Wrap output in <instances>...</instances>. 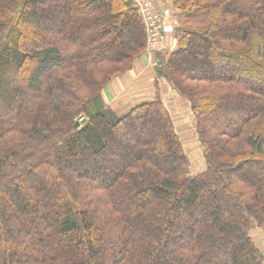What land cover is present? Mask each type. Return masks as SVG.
<instances>
[{
	"label": "trees",
	"instance_id": "16d2710c",
	"mask_svg": "<svg viewBox=\"0 0 264 264\" xmlns=\"http://www.w3.org/2000/svg\"><path fill=\"white\" fill-rule=\"evenodd\" d=\"M172 2L194 176L159 98L101 97L147 43L133 0H0V264H264V0Z\"/></svg>",
	"mask_w": 264,
	"mask_h": 264
},
{
	"label": "rangeland",
	"instance_id": "374dc122",
	"mask_svg": "<svg viewBox=\"0 0 264 264\" xmlns=\"http://www.w3.org/2000/svg\"><path fill=\"white\" fill-rule=\"evenodd\" d=\"M159 3V5H161L160 7H166L170 10V15L166 19L167 23L161 26L162 29H166V32L163 33L162 36H156L152 39L151 36L149 37L147 34V43L143 51L141 50V53L138 55V51H135L133 55L136 54L137 56L134 58L132 57L125 64L113 68L117 73H115L116 75L104 85L105 87L101 91V97L102 99L106 98L113 110L120 114L125 113L133 107L134 97L136 98L137 95L143 93V88L149 91L152 90L151 94L148 96L149 98L145 97L143 99L155 98L147 101H153L159 98L161 101L163 100L162 102L168 108L170 106L174 108L178 107L179 104L182 105L181 108L176 111L180 116L177 124L182 131L179 132L176 127V132L188 156L190 174L194 176L206 170V152L198 137L196 120L189 98L175 87L169 77L167 78L160 73V67H162L164 60L177 48L178 40L176 41V45L172 46L171 43L166 42V36L174 33L173 35H176L177 38L176 26H178L179 23L177 22L178 20L172 7V0H159ZM160 78L165 80L167 92L162 93L160 86H157L156 80ZM156 88L160 90L156 91ZM169 90L174 93L175 96L171 97L168 95ZM138 103L134 104V106L138 105ZM126 105H128V107ZM181 113H183L185 117H183ZM81 116L85 117L84 114H80L79 118ZM172 118L176 120V115L174 113H172ZM155 133L156 131L152 132V134ZM151 136L152 135H148V137ZM257 228L259 227L253 226L250 230V235L252 234V239H254V242L260 247L262 241L264 242V238Z\"/></svg>",
	"mask_w": 264,
	"mask_h": 264
},
{
	"label": "built area",
	"instance_id": "2783aa9c",
	"mask_svg": "<svg viewBox=\"0 0 264 264\" xmlns=\"http://www.w3.org/2000/svg\"><path fill=\"white\" fill-rule=\"evenodd\" d=\"M133 3L143 19L148 36H151V39L162 36L166 29H162L161 26L167 23L170 10L166 7H157L156 0H133Z\"/></svg>",
	"mask_w": 264,
	"mask_h": 264
},
{
	"label": "crops",
	"instance_id": "0c3cea01",
	"mask_svg": "<svg viewBox=\"0 0 264 264\" xmlns=\"http://www.w3.org/2000/svg\"><path fill=\"white\" fill-rule=\"evenodd\" d=\"M156 4H157V7H160L161 5H159L160 3H159V0L157 1L156 0ZM174 33H172V34H169V35H167L166 36V42L167 43H171V45L172 46H175L176 45V41H177V38H176V35H173ZM157 81V86H160V89H161V91H162V93H164V92H167V85H166V82H165V80H163L162 78H160L159 80H156ZM136 87V86H135ZM159 88L157 89L156 88V91L157 90H160ZM151 92H152V90H148V89H146V88H143V93H140V95H137V97L135 98L134 97V103H133V106H134V104H137L138 102L139 103H141V102H146L147 100H152V99H155V98H153V97H151L150 99H143V98H149L148 96H149V94H151ZM161 93V94H162ZM168 95H170L171 97H173V96H175V94L174 93H172L170 90H169V93H168ZM107 96H109V95H107ZM128 100H131V99H128ZM163 101V100H162ZM103 102H104V105H105V107H111L109 104H108V101H107V99L106 98H103ZM133 102V101H132ZM138 103V104H139ZM127 107H128V105H126ZM166 106V105H165ZM181 106L182 105H180L179 104V106L178 107H167L166 106V108H167V110L170 112V115H171V118H172V113H174L175 115H176V120L175 119H173L172 118V120H173V123H174V126H175V129H176V127H177V130L180 132V131H182L179 127H178V124H177V122H178V120H179V115L176 113V111H178L180 108H181ZM112 108V107H111ZM190 113H191V110H190ZM181 115L183 116V117H185V115L183 114V113H181ZM257 229H259V232H261V234L263 235V238H264V232H263V230L262 229H260V228H257ZM251 237H252V234H251ZM253 238V237H252ZM253 241H255L254 239H253ZM255 243V245L261 250V251H264V242L262 241V245L259 247L257 244H256V242H254ZM261 244V243H260Z\"/></svg>",
	"mask_w": 264,
	"mask_h": 264
},
{
	"label": "water",
	"instance_id": "95a60500",
	"mask_svg": "<svg viewBox=\"0 0 264 264\" xmlns=\"http://www.w3.org/2000/svg\"><path fill=\"white\" fill-rule=\"evenodd\" d=\"M84 121H85V117L81 116V117H80V121L76 122L75 125H74V127H75V128H78V127L80 126V123H81V122H84Z\"/></svg>",
	"mask_w": 264,
	"mask_h": 264
}]
</instances>
